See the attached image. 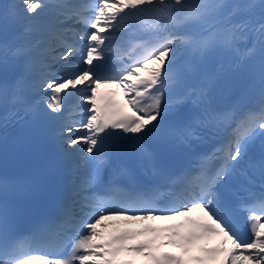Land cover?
Segmentation results:
<instances>
[{
    "label": "snow or ice",
    "instance_id": "snow-or-ice-1",
    "mask_svg": "<svg viewBox=\"0 0 264 264\" xmlns=\"http://www.w3.org/2000/svg\"><path fill=\"white\" fill-rule=\"evenodd\" d=\"M20 2L21 11L33 19L39 17L38 10L48 7L44 0ZM52 7L69 9L56 12L66 27L52 37L63 49L53 60L71 66L80 57L87 67L55 78H48L46 72L40 85L42 102L57 114L52 119L64 112L66 99L79 96L81 103H87L85 111L90 114L78 125L71 113L63 116L58 136L73 150L70 155L86 153L80 160L94 171L75 192L82 217L66 206L50 223L12 236L7 210L0 212V264H264V155L241 168L258 139L264 151V0H81L79 4L59 0ZM76 25L90 30L82 32ZM193 26L199 31H191ZM51 51L55 53V47ZM214 51L234 54L238 66L259 57V98L239 119L234 109H205L184 127L183 138L200 139L196 128L221 126L231 129L230 138L200 157L194 173L170 179L165 189L134 197L92 193L101 168L111 159L106 143L110 130L130 134L140 158L153 164L148 141L169 112L183 119L182 109L190 98L178 95L165 102L166 90L177 83L173 70L177 57L182 52L204 57ZM9 53L16 61L25 50L0 46V72L14 67ZM109 59L117 66L96 63ZM186 69L191 70V65ZM22 79L13 81V103L21 100ZM200 95L203 98L205 93ZM238 169L245 183L230 191L227 181ZM126 172L120 169V174ZM152 172L161 175L155 167ZM0 183L6 188L7 181ZM110 191L120 189L113 185ZM230 196L247 215L250 239L234 223ZM112 217L169 223L134 231L113 228L105 235L108 226L102 222ZM213 240L215 245L209 246ZM68 245L70 254L61 255Z\"/></svg>",
    "mask_w": 264,
    "mask_h": 264
}]
</instances>
